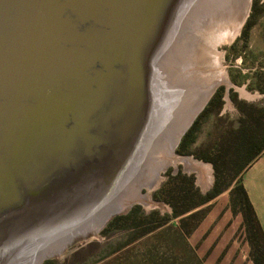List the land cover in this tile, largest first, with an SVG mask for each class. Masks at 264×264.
Returning a JSON list of instances; mask_svg holds the SVG:
<instances>
[{
  "label": "water",
  "instance_id": "95a60500",
  "mask_svg": "<svg viewBox=\"0 0 264 264\" xmlns=\"http://www.w3.org/2000/svg\"><path fill=\"white\" fill-rule=\"evenodd\" d=\"M179 1L0 0V158L7 167L24 158L0 186V220L17 215L0 222V264L59 255L133 203L115 199L147 142L153 64ZM175 156L174 167L193 157ZM168 165L137 188L149 198ZM77 187L87 207L53 213ZM26 205L53 216L28 222Z\"/></svg>",
  "mask_w": 264,
  "mask_h": 264
},
{
  "label": "rangeland",
  "instance_id": "374dc122",
  "mask_svg": "<svg viewBox=\"0 0 264 264\" xmlns=\"http://www.w3.org/2000/svg\"><path fill=\"white\" fill-rule=\"evenodd\" d=\"M213 1L207 0L205 7L201 3L194 13L191 12L192 21L197 18L196 24L199 22L196 31L203 32L207 24L211 25L202 16L209 14ZM213 10L216 17L222 12ZM184 24L183 30L189 31L192 23L190 26ZM219 49L223 53L222 65L227 80L233 86L226 87L224 82L210 92L214 91L181 136L175 149L177 133L182 128L177 129L176 126H183L184 121L189 120L187 117L169 133L166 132V137L162 140L150 139L149 145L144 144L137 161L138 166L124 180L115 199V203L124 200L133 203L125 212L114 215L99 230L98 237L69 247L39 264H255L242 225V216L234 213L231 206L230 190L235 180L226 186L230 174L239 163L231 165L227 154L232 140L237 138L239 121L245 119L252 107L259 109L260 114L264 115V91H261L264 88V0H251L238 34ZM181 55L184 56L185 53L180 51L179 57L172 59L168 54L164 58V54L159 53L153 64L154 79L159 82L170 101L179 100L178 90L184 93L192 88L198 89L188 83L189 75L184 77L178 72L177 62ZM194 68L197 69V66L194 65ZM185 84L189 85L184 88ZM199 105L200 103L196 108ZM172 114L167 111L164 115L169 120ZM167 123L168 121L164 122L163 126ZM260 140H264V130L260 134ZM175 154L191 155L194 159L203 161L206 165L197 166L202 169L200 175L208 177V180L200 183L198 172H186L188 170H183L181 161L176 163V167L168 165L172 164ZM165 165L168 166L160 173L161 179L149 191L148 198L145 196L146 189L139 188V184L155 180L157 172ZM214 165L218 167V175ZM240 174L238 180H241ZM174 176H185L176 180V186L182 190L180 193L171 190L166 197L168 199H165L163 189L173 188L175 182L172 181L174 183L168 186L165 183ZM190 184L192 190L189 188ZM215 184L220 188L226 187L208 201L201 202L198 194L194 193L195 189L200 194H205ZM207 186L208 189L205 190ZM188 209L190 210L182 214ZM193 211L199 212L196 218L181 223L182 217ZM129 212L133 213L131 218L133 221L135 219L134 222L118 220L109 225L116 216Z\"/></svg>",
  "mask_w": 264,
  "mask_h": 264
},
{
  "label": "bare ground",
  "instance_id": "6f19581e",
  "mask_svg": "<svg viewBox=\"0 0 264 264\" xmlns=\"http://www.w3.org/2000/svg\"><path fill=\"white\" fill-rule=\"evenodd\" d=\"M206 2L207 0H181L180 3L178 2L179 5L176 8V12H174L172 21L168 28V33L166 34L167 36H165L161 49L158 50L160 55L164 54V58L168 54L169 57L171 56L172 59L178 58L180 51L181 53L184 52L185 55L184 56L181 55L180 61L177 62L178 64L177 67L179 70L178 72L181 75H184V77H186V75H189V79L187 80L188 83L189 84L192 83L193 86H197L196 88L198 89L195 90V88H192L190 91L187 90L184 93H181L182 90H178L179 92L177 96H180L179 100L170 101L162 91L159 82L156 81V79H154L153 77V80L151 82L152 83L151 96H152V102H154V104H153V113L150 120V126L145 134V135L148 134L147 143H146L147 145H149L148 143H150V139L155 141L162 140L164 137H166V132L169 133L172 129L175 128V125L177 123L183 122L187 117L189 118V120L184 121L183 126H179V125L176 126L177 129L182 127L180 131L177 133V139H178L181 130L188 125L189 121H191V119L195 115V112L207 101L210 95L215 91L214 89L218 85L224 82L227 83L226 80L227 74L222 65L223 53L219 48L224 44L230 43L238 34L247 16L251 0H214L210 7V12H209L210 15L204 14L202 16L203 18H207L208 21H210L211 25L207 24L204 27L203 32H198L196 31V29L198 28L197 24L199 22L196 24L197 18H193L192 21L193 15L192 16L190 15L191 12L192 13L195 12L196 7L201 3H203L202 5H204L205 7ZM213 9H217L219 12L221 11L222 12L218 17H216V13H212V11H215ZM184 22L186 25L189 26L192 23L190 26V30L187 32L183 30ZM187 43L188 45L186 46V48L184 50H181L182 47H184V44ZM194 65L197 66V69L194 68ZM157 69L159 71V66L157 67ZM189 84L183 85L184 88H186ZM212 90L214 91L210 94ZM191 91H193L194 93L192 94ZM183 96H185L184 99ZM79 98L85 100L86 96L79 95L77 99ZM198 103H200V105L196 108V105ZM167 111L173 113L169 120H167L166 115H164ZM166 121H168V123L165 126H163L164 122ZM41 124H43L44 127V123L41 122ZM162 129H165V131H163ZM15 144L17 143L15 142ZM166 145H168V143H166ZM175 146L176 144H174V149ZM23 147L24 144L22 145V149ZM15 153L16 152H11L10 150L6 152V154H13V155ZM32 154H33L32 151L25 152L24 156L29 157ZM174 158L175 159H173L172 161L173 163L174 161H176V156H174ZM3 161L4 160L0 158V186H2V184H5L6 180L10 178V175L12 176L14 166H18L20 163H22L24 161V158L22 156H16L14 162L11 165H9V167H7L3 163ZM179 161L183 162L182 163L183 168L188 170L189 172H193V170L198 172L200 183L203 184L205 183L206 180H208V177L204 178L203 174L200 175L199 172H202L201 171L202 169L200 170L199 169L200 166H197V165H206L203 161L194 159L193 157L185 161L182 159H180ZM176 163L177 162H175V164ZM163 168H161L160 170H163ZM87 176H88L87 174L84 175V180L81 184L85 183L83 187L87 186L88 188L87 184L90 183V179L86 180L85 178H87ZM78 188L79 187H77L75 191L68 196V198L64 200H60L58 203L50 206V209L53 211V213H61L62 209H64L66 210L65 213L63 212L64 214L71 215L73 212L78 213L82 209L86 208L87 206L85 204L88 203L90 196L88 197L87 194L84 195L83 194L84 192L78 194L76 192ZM0 195L5 196L6 195L5 191L4 194L0 193ZM80 195H84L85 200L81 199ZM79 205H81V207ZM20 210L21 209H17L16 211L10 212L8 214H4L2 216L6 218L9 215L20 212ZM22 212H24L27 217L29 216L28 222H31L33 220L32 216H35L36 218L39 219L42 218L43 221L45 220L48 221L49 219L51 220V217L53 216L50 214H47L46 216V214L44 213L41 215L39 212H37V209L31 210L30 207L27 205L24 207L23 210H21V213ZM16 216H12V217L10 216L9 218L5 219V221L0 220V222L2 223V225H5L6 227L7 226L6 224L8 223L7 220L8 219L14 220ZM30 225L32 226V224ZM25 226L26 225H24V230H25ZM31 226H29L30 228H27L26 230L33 228Z\"/></svg>",
  "mask_w": 264,
  "mask_h": 264
},
{
  "label": "trees",
  "instance_id": "16d2710c",
  "mask_svg": "<svg viewBox=\"0 0 264 264\" xmlns=\"http://www.w3.org/2000/svg\"><path fill=\"white\" fill-rule=\"evenodd\" d=\"M261 91H264V88H261ZM254 107V106H253ZM252 107V110L246 114L245 119H241L239 121V126L236 130V139L232 140V145L230 147V151L228 153L227 151V158H229V163L231 165H236L239 163L233 170L232 174H230L229 181L226 184H230L231 181L235 180V184L230 190V201L232 210L234 213H240L242 216V225L245 229V234L247 241L250 245V251H251V257L253 259V262L255 264H264V233L262 231V228L259 224V221L256 217V214L254 212V209L249 201V198L247 196V193L241 183V180H238V175L247 167V165L254 160L264 149V140H260V134L264 130V115H261L259 112V109H255ZM190 131H188L189 133ZM233 148V149H232ZM201 158H204L208 160L206 157L201 156ZM214 162V161H212ZM214 169L216 174L218 175V167L214 165ZM184 178L185 176H180ZM180 177L174 176L171 179H168L165 183V186H168L169 184H173L175 182V185L173 188H162L163 189V196L166 198L171 190L175 191V193H180L182 190L181 188H178L176 186V180ZM174 181V182H172ZM188 181L191 182L190 178H188ZM216 182V181H215ZM225 186V187H226ZM225 187H217L215 184L212 189L208 190L205 194H200L197 190L194 189V193H197L198 196L201 198V202L208 201L212 199L218 192H220ZM190 190L193 189L192 185L189 186ZM184 210L182 214L189 211ZM133 213L128 214H121L116 216L114 219H112L109 222V225L116 223L118 220L129 222L132 220L131 216ZM153 214V213H152ZM151 214V216H152ZM199 212H191L188 215H185L181 219V223H184L186 220H190L193 218H196ZM150 216V215H146ZM133 221V220H132ZM135 221V219H134ZM133 221V222H134ZM187 232H191V230H187Z\"/></svg>",
  "mask_w": 264,
  "mask_h": 264
},
{
  "label": "crops",
  "instance_id": "0c3cea01",
  "mask_svg": "<svg viewBox=\"0 0 264 264\" xmlns=\"http://www.w3.org/2000/svg\"><path fill=\"white\" fill-rule=\"evenodd\" d=\"M240 178L264 233V149L241 172Z\"/></svg>",
  "mask_w": 264,
  "mask_h": 264
}]
</instances>
